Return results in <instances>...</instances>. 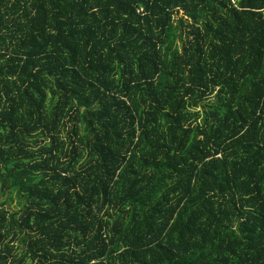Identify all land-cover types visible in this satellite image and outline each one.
Instances as JSON below:
<instances>
[{"label": "trees", "instance_id": "1", "mask_svg": "<svg viewBox=\"0 0 264 264\" xmlns=\"http://www.w3.org/2000/svg\"><path fill=\"white\" fill-rule=\"evenodd\" d=\"M0 264H264V0H0Z\"/></svg>", "mask_w": 264, "mask_h": 264}, {"label": "rangeland", "instance_id": "2", "mask_svg": "<svg viewBox=\"0 0 264 264\" xmlns=\"http://www.w3.org/2000/svg\"><path fill=\"white\" fill-rule=\"evenodd\" d=\"M199 109V108H198ZM15 208V202H13L12 204H11V208Z\"/></svg>", "mask_w": 264, "mask_h": 264}]
</instances>
